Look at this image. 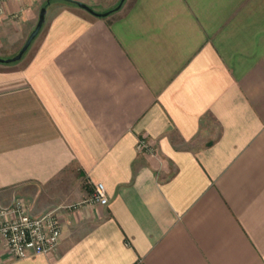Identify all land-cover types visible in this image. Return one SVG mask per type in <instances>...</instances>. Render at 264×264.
Segmentation results:
<instances>
[{"label":"crops","instance_id":"crops-1","mask_svg":"<svg viewBox=\"0 0 264 264\" xmlns=\"http://www.w3.org/2000/svg\"><path fill=\"white\" fill-rule=\"evenodd\" d=\"M120 1L2 3L0 207L63 208L0 264H264V0Z\"/></svg>","mask_w":264,"mask_h":264},{"label":"built area","instance_id":"built-area-1","mask_svg":"<svg viewBox=\"0 0 264 264\" xmlns=\"http://www.w3.org/2000/svg\"><path fill=\"white\" fill-rule=\"evenodd\" d=\"M6 1L10 0H0V11L2 3ZM136 148L140 153L151 155L155 152L154 144L144 138L139 139ZM90 201L100 205L108 203L104 184L98 182L94 185ZM61 208L63 206L41 216H32L22 197H16L8 207H0V237L6 241L9 255L12 258H25L31 254L54 252L62 238Z\"/></svg>","mask_w":264,"mask_h":264},{"label":"water","instance_id":"water-1","mask_svg":"<svg viewBox=\"0 0 264 264\" xmlns=\"http://www.w3.org/2000/svg\"><path fill=\"white\" fill-rule=\"evenodd\" d=\"M123 2H124V0H121L120 3L118 4V6H116L113 10H110V11L105 12V13H97L90 6H88V5L84 4V3H81V2H77V4L80 7L90 11L93 14H96L98 16H106V15L110 14V12L118 10L121 7ZM45 15H46V7H43L41 9V11H40L39 20L37 22V25L35 26L34 30L31 32V34L28 36V38L26 40V43H24V45L19 50V52L16 55H14L13 57H10V58H3V57L0 58V62H2V63H11V62H16V61L22 59V57L24 56V54L26 53V51L30 47L32 41L39 34V32L41 30L40 28H42V26L44 24V21H45Z\"/></svg>","mask_w":264,"mask_h":264},{"label":"trees","instance_id":"trees-1","mask_svg":"<svg viewBox=\"0 0 264 264\" xmlns=\"http://www.w3.org/2000/svg\"><path fill=\"white\" fill-rule=\"evenodd\" d=\"M77 3V2H76ZM113 12V11H112Z\"/></svg>","mask_w":264,"mask_h":264}]
</instances>
